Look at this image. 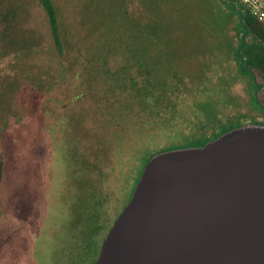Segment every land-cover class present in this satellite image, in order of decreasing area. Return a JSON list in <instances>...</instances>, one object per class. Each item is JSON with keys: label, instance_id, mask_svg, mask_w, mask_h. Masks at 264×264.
Here are the masks:
<instances>
[{"label": "rangeland", "instance_id": "1", "mask_svg": "<svg viewBox=\"0 0 264 264\" xmlns=\"http://www.w3.org/2000/svg\"><path fill=\"white\" fill-rule=\"evenodd\" d=\"M52 1L60 13L68 46V65L60 70L48 17L39 0H0V125L12 133L2 137V156L10 167L12 160H22L10 174L11 180L3 178L0 202H13L19 192L17 185L26 178L40 179L36 165L39 160L32 154L34 140L30 133L43 125H60L54 113L67 106L62 94V99L51 94L52 100L62 101L50 102L47 120H42L36 111L49 100L46 96L34 98L37 82L51 70H55L54 76L68 82L75 68H83L86 76L126 70L125 77L151 83L152 94L171 91L182 96L186 104L195 103L200 97L196 103L207 104L211 110H226L227 117L264 113L255 99L257 88L264 83L251 57L258 54L261 43L241 23L235 8L240 0ZM261 94L264 103V91ZM13 112L22 114L23 119L10 116ZM63 117L68 119V115ZM261 120L264 124V118ZM16 125L27 126L23 133H13ZM182 125H191L188 116L183 118ZM84 126L91 129L92 125ZM118 130H107V134L110 137ZM69 132L72 133L70 127ZM182 135L177 126L162 129L158 134L160 138ZM129 194L127 188L120 193V199L116 198L106 225L116 220ZM1 203L0 264H22L24 258L13 245L19 235L9 226L8 211L3 209L6 205ZM29 213L27 210L26 215ZM46 228L44 223L39 229ZM32 234H26L25 245L33 247L37 241L45 240L44 234ZM88 262L80 260L77 264Z\"/></svg>", "mask_w": 264, "mask_h": 264}, {"label": "trees", "instance_id": "2", "mask_svg": "<svg viewBox=\"0 0 264 264\" xmlns=\"http://www.w3.org/2000/svg\"><path fill=\"white\" fill-rule=\"evenodd\" d=\"M39 2L48 17L55 55L60 57L59 70L66 68L68 46H65L66 34L61 26L60 13L52 0ZM235 8L246 31L261 43L258 54L251 57L264 83V23L241 1ZM54 72L51 70L37 82L38 91L34 92V98L40 100L46 96L49 100H45L36 111L45 121L51 113L48 109L50 102L64 100L67 106L54 113L60 125H43L30 133L29 137L34 140L32 154L39 160L36 165L40 179L26 178L17 185L19 192L13 202L7 201V205L0 202L6 205L3 209L8 211L9 226L19 235L13 245L24 258L22 264H77L80 260H90L88 263L92 264L98 259L102 242L114 223L105 224L114 201L129 188L128 204L146 164L154 156L171 150L205 146L248 124L264 125L260 122L264 113L227 117L226 110H211L207 104L196 103L200 97L195 106L191 102L186 104L182 96L171 91L164 93L157 89L152 94L151 83L125 77L126 70L86 76L83 68H75L73 82L54 76ZM261 90L264 91V85L257 88L255 99L257 106L264 109ZM51 94L59 97L62 94L64 99L52 100ZM64 115H68V119ZM10 116L24 117L14 112ZM185 116L191 125H182ZM84 125L92 126L86 129ZM25 126L16 125L13 133H23ZM176 126L179 132H183L182 138L158 136L162 129ZM4 127L0 125V189L3 178L11 180L10 174L22 161L12 160L11 169L3 160L2 137L12 135ZM117 128L119 130L109 137L107 130ZM27 210L30 211L28 215ZM25 220L26 223H22ZM44 223L47 228L39 229ZM29 233H33V237L44 234L45 240L37 241L33 247L25 245Z\"/></svg>", "mask_w": 264, "mask_h": 264}, {"label": "water", "instance_id": "3", "mask_svg": "<svg viewBox=\"0 0 264 264\" xmlns=\"http://www.w3.org/2000/svg\"><path fill=\"white\" fill-rule=\"evenodd\" d=\"M92 264H264V125L154 156Z\"/></svg>", "mask_w": 264, "mask_h": 264}, {"label": "built area", "instance_id": "4", "mask_svg": "<svg viewBox=\"0 0 264 264\" xmlns=\"http://www.w3.org/2000/svg\"><path fill=\"white\" fill-rule=\"evenodd\" d=\"M241 3L248 7L252 14L262 23H264V0H240Z\"/></svg>", "mask_w": 264, "mask_h": 264}]
</instances>
